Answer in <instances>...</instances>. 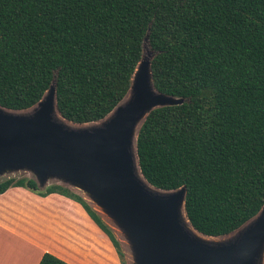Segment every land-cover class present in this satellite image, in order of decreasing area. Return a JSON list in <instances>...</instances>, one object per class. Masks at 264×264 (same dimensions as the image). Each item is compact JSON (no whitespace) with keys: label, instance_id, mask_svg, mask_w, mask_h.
Listing matches in <instances>:
<instances>
[{"label":"trees","instance_id":"16d2710c","mask_svg":"<svg viewBox=\"0 0 264 264\" xmlns=\"http://www.w3.org/2000/svg\"><path fill=\"white\" fill-rule=\"evenodd\" d=\"M145 37L154 87L184 101L142 122L141 172L155 187H186L198 231L228 234L264 204V0H0V105L29 108L55 82L62 116L99 120L126 95ZM12 186L78 201L126 264L80 195L31 177L1 180L0 194ZM38 264L70 263L45 252Z\"/></svg>","mask_w":264,"mask_h":264},{"label":"water","instance_id":"95a60500","mask_svg":"<svg viewBox=\"0 0 264 264\" xmlns=\"http://www.w3.org/2000/svg\"><path fill=\"white\" fill-rule=\"evenodd\" d=\"M147 39L126 95L99 120L62 116L55 82L29 108L0 105V176L23 170L38 186L57 179L76 187L120 229L132 264H264V204L230 233L210 236L187 218L185 186L161 189L142 174V122L152 109L184 101L154 87Z\"/></svg>","mask_w":264,"mask_h":264},{"label":"crops","instance_id":"0c3cea01","mask_svg":"<svg viewBox=\"0 0 264 264\" xmlns=\"http://www.w3.org/2000/svg\"><path fill=\"white\" fill-rule=\"evenodd\" d=\"M45 252L70 264H118L111 239L78 201L8 188L0 194V264H38Z\"/></svg>","mask_w":264,"mask_h":264},{"label":"rangeland","instance_id":"374dc122","mask_svg":"<svg viewBox=\"0 0 264 264\" xmlns=\"http://www.w3.org/2000/svg\"><path fill=\"white\" fill-rule=\"evenodd\" d=\"M7 177H31L34 178V175L29 172V171H13V172H9V173H5L3 175L0 176V181L7 178ZM51 184H60L66 188H68L70 191L80 195L96 212L97 214L101 217V219L104 221V223L111 229L112 233L114 234V236L116 237V239L120 242L121 248L125 254V261L126 264H132V255H131V251L128 245L127 240L125 239V237L123 236L122 232L120 231V229L117 227V225L109 218L107 217L96 205L95 203H93L88 197L87 195H85V193H83L82 191H80L79 189H77L76 187H73L69 184L63 183L57 179H49L47 181V183L44 186H39L40 189H44L47 185H51ZM113 249L115 251V256L117 257L118 260V264H122L119 254L117 253L114 245H113Z\"/></svg>","mask_w":264,"mask_h":264}]
</instances>
